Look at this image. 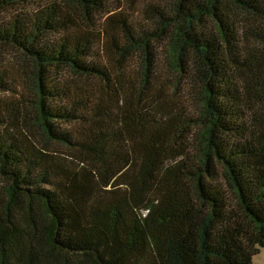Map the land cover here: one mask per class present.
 I'll use <instances>...</instances> for the list:
<instances>
[{"label": "trees", "instance_id": "16d2710c", "mask_svg": "<svg viewBox=\"0 0 264 264\" xmlns=\"http://www.w3.org/2000/svg\"><path fill=\"white\" fill-rule=\"evenodd\" d=\"M117 1L0 0V264H254L264 0Z\"/></svg>", "mask_w": 264, "mask_h": 264}, {"label": "rangeland", "instance_id": "374dc122", "mask_svg": "<svg viewBox=\"0 0 264 264\" xmlns=\"http://www.w3.org/2000/svg\"><path fill=\"white\" fill-rule=\"evenodd\" d=\"M109 1H110V6L112 7V9H116L118 1L117 0H109ZM150 2L151 0H143L138 5H136V8L134 11H130V12L133 13V16L135 18L145 19L146 14H147L146 11L148 9V6L150 5ZM130 7H131V0H124L123 2L124 10H127ZM119 10L120 9H117L115 12ZM0 64H3L9 68H12L13 70L14 69L18 70L20 71V73H21V70L23 71V73L25 72L31 73L35 70L33 61H31L27 56H25L20 50H17L12 47H2L0 49ZM166 68L167 70L170 69L168 65ZM171 74L173 75V77L175 76V74H173L172 72ZM59 76L62 78H68V79H71L74 77L71 70L67 68L61 69ZM167 76H170V75L167 74ZM188 87H189L188 81L186 82L183 81L180 83V86H179V92L181 96L180 101L182 104L186 105V109L187 111L190 112V114L198 113L199 108L195 104L197 100L191 94L192 90L190 89V87L189 88ZM190 152L191 154H194V152H196L195 148L193 147L192 149H190ZM219 181L224 183L225 182L224 176L221 175L219 177ZM254 264H264V248H262L261 252L254 257Z\"/></svg>", "mask_w": 264, "mask_h": 264}]
</instances>
